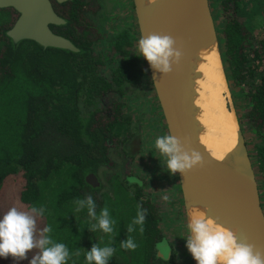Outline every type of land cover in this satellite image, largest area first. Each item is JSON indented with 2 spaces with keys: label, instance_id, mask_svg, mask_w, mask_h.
<instances>
[{
  "label": "trees",
  "instance_id": "16d2710c",
  "mask_svg": "<svg viewBox=\"0 0 264 264\" xmlns=\"http://www.w3.org/2000/svg\"><path fill=\"white\" fill-rule=\"evenodd\" d=\"M100 1H52L55 12L66 21L51 26L52 31L71 41L79 53L44 49L32 41L14 45L7 32L17 14L0 9V194L5 195L0 215L12 207L20 211L43 208L44 215L36 219L37 235L50 228L53 240L64 243L70 252L67 264H86V251L93 244L115 249L108 264H151V250L163 221L160 211L144 202L138 185L115 179L108 190L86 180L109 165L110 149L122 146L132 128L123 106L117 100L108 103L107 97L113 92L125 95L128 89L140 93L146 80L152 82L145 60L141 67L133 56L138 46L133 35L129 31L111 34L106 22H97ZM220 1L224 73L261 191L264 0ZM108 42L116 61H106L110 55L105 57V52L95 53L97 46ZM241 100L247 102L244 109ZM88 195L96 203L97 216L104 207L109 209L115 221L112 233L90 232L96 221L90 219L87 208L75 211V201ZM138 207L147 211L144 230L137 225L129 233ZM127 237L137 244L135 250L121 248L120 242ZM39 251L32 249L24 260L0 258V264H30Z\"/></svg>",
  "mask_w": 264,
  "mask_h": 264
},
{
  "label": "water",
  "instance_id": "95a60500",
  "mask_svg": "<svg viewBox=\"0 0 264 264\" xmlns=\"http://www.w3.org/2000/svg\"><path fill=\"white\" fill-rule=\"evenodd\" d=\"M52 1L63 4L69 0H0V9H12L18 13V19L7 36L14 45L32 41L44 49L79 53L71 41L52 31L51 26L66 24L55 12ZM140 1L134 0L140 37L146 38L149 34L170 36L175 41V49L181 53L179 61L171 65V71L166 75L145 61L168 133L179 139L186 150L196 151L202 157L200 164L183 174L178 173L185 207L202 210L201 205H204L202 211L207 216L224 217L231 227L237 228L238 241L251 244L255 251L264 254V211L257 176L242 131L238 130L236 149L225 160L223 168L202 148L188 109L190 100L186 96L190 93V85L184 61L187 51L180 41L203 23L214 25L210 2L165 0L142 6ZM215 40L220 53L216 31ZM89 176L87 182L93 183L95 176Z\"/></svg>",
  "mask_w": 264,
  "mask_h": 264
},
{
  "label": "clouds",
  "instance_id": "9594fccd",
  "mask_svg": "<svg viewBox=\"0 0 264 264\" xmlns=\"http://www.w3.org/2000/svg\"><path fill=\"white\" fill-rule=\"evenodd\" d=\"M138 55L147 60L149 65L166 75L171 71V65L180 59L181 53L175 49V41L167 35L149 34L138 40ZM154 147L164 158V166L171 175L183 174L202 162L201 155L196 151L186 150L180 140L171 134L157 136ZM76 212L87 208L88 216L96 223L88 228L90 232L101 230L105 234L114 231L115 221L107 207L96 213V203L91 195L77 199ZM146 210L138 207L137 215L128 226L127 232L140 226L143 232L146 220ZM44 215L43 208L31 207L28 211L10 208L0 215V258L11 256L16 260H24L32 249H39L30 264H67L70 252L64 243H58L49 235L50 228L45 227L37 235L36 219ZM189 236L186 247L197 264H264V254L255 251L253 245L238 242L236 232L214 223L203 216L189 217L187 222ZM121 248L135 250L137 244L129 237L120 242ZM115 249L106 245L99 247L93 244L86 251V264H108ZM167 257V260L169 258ZM163 258V257H162Z\"/></svg>",
  "mask_w": 264,
  "mask_h": 264
},
{
  "label": "rangeland",
  "instance_id": "374dc122",
  "mask_svg": "<svg viewBox=\"0 0 264 264\" xmlns=\"http://www.w3.org/2000/svg\"><path fill=\"white\" fill-rule=\"evenodd\" d=\"M209 2L218 36L220 53L218 49L217 51L218 55L220 54L219 59L222 61L223 42L221 46L219 38H223L221 36V30L224 27V18L222 16V8L220 6L221 1L209 0ZM100 5L102 7V10L100 11L102 15L100 14V16H98L99 18L97 22L100 24L101 22H106L105 28L109 30L108 32L111 34L113 32L129 31L133 35L132 38L135 42H138L141 37L136 18L134 0H101ZM111 47L112 44L109 42L105 45L97 46L95 53L96 55H99L100 52H105V57L110 55L109 60L106 61H116L115 58L112 57ZM138 54L137 46L133 56L139 60L141 67H144L145 59ZM116 63H114L115 66L117 65ZM221 64V66H223V61ZM223 75L225 79L224 85L227 90L226 97H228L227 109L233 114V119L239 127L238 130L241 131L235 111V102L229 92L224 70ZM146 81L147 82L142 87L140 93L135 94L132 89H128L125 95L120 96L113 92L109 95V97H107L108 103L117 100L118 103L123 106L125 116L127 114V117L129 116L130 121L132 122L130 132L126 133L123 138L127 140L128 138L134 136L136 145L132 147V144L130 145L128 151L131 154L128 155L126 154L127 152L123 151L125 143L119 147L114 145L109 152V165L104 166L99 170V174L96 177V180L98 179L96 183L100 184V186H104L103 188H108L109 190L111 187V181L115 179L123 182L127 177L134 176L143 180V195L149 197L151 202H154V204L158 206V208H155L160 211L163 218L161 228L164 232H166V234L175 240L174 242L179 247L181 252L184 253L183 255L187 254L185 255L187 260L185 264H195V259L191 256L186 247V239L189 236V232L186 227L188 222V212L184 204L178 173L175 175L169 174L163 164L164 158L160 156L154 147V140L157 136L169 133L160 103L153 88V84H151L152 82H150L149 79ZM241 101V108L244 109L247 102L244 100ZM136 135L140 137H138L139 141L136 140ZM138 144H140V148L137 154L134 151V147ZM14 182L16 183L17 180L15 179ZM115 183L112 184L113 190ZM11 189L16 191L17 186L13 185ZM17 195L18 194H16V199L18 200ZM260 195L263 205L264 187H261ZM4 196L5 195L2 192L0 194V201L4 199ZM56 237L59 238L58 236ZM127 253L131 254L130 252Z\"/></svg>",
  "mask_w": 264,
  "mask_h": 264
},
{
  "label": "bare ground",
  "instance_id": "6f19581e",
  "mask_svg": "<svg viewBox=\"0 0 264 264\" xmlns=\"http://www.w3.org/2000/svg\"><path fill=\"white\" fill-rule=\"evenodd\" d=\"M162 1L165 0H141L140 4L148 6ZM214 25L209 22L197 26L181 39L180 45L187 51L184 61L190 93L186 98L190 100L188 109L196 126L197 139L216 164L224 168L225 160H228L236 149L239 127L233 119V114L227 109V90L220 54L218 55L217 51ZM201 209L204 210L205 206L201 205ZM202 210L190 207L189 211L187 209L188 219L203 216L235 231L237 235V228L231 227L227 219L221 216H207Z\"/></svg>",
  "mask_w": 264,
  "mask_h": 264
},
{
  "label": "flooded vegetation",
  "instance_id": "af4514ba",
  "mask_svg": "<svg viewBox=\"0 0 264 264\" xmlns=\"http://www.w3.org/2000/svg\"><path fill=\"white\" fill-rule=\"evenodd\" d=\"M54 2L57 3L56 1H54ZM57 4H59V3H57ZM14 12L17 14L16 18L14 19V21H16L18 13L16 11H14ZM136 136H137L136 140H138L139 136L138 135H136ZM134 138H135L134 136L130 137L127 140H125V142H124L125 144L123 146V151L127 152L126 153L127 155L131 154L128 151L129 148H130V145L132 144L131 147L136 145L135 144L136 141H135ZM134 148H135L134 149L135 153L138 154L139 148H140V144H138ZM92 175L93 174H91L90 176H92ZM93 176H95V175H93ZM96 177L97 176H95V178ZM97 180H94L93 183L89 182V180H88V182H89V184H91L94 187H99L100 184H99V186H96L97 185V183H96ZM124 181H126L129 186L138 185L137 188L141 191L142 194H144L143 193L144 181L141 180L140 178L134 177V176H129ZM140 183H142V184L140 185ZM143 200H144V202H146V203L149 202L150 205L158 208V206H156L154 204V202H151L149 197L143 196ZM159 232H160V237H158L156 239V242L154 243L153 248L151 250V257H152L151 260H150L151 264H185V262H187L185 255H187V254L183 255L184 253H182L181 250L179 249V247L176 245V243L174 242L175 240H173L172 237H170L168 234H166V232H164V230L162 228L159 229ZM168 254H170V255H169V258L167 260Z\"/></svg>",
  "mask_w": 264,
  "mask_h": 264
}]
</instances>
